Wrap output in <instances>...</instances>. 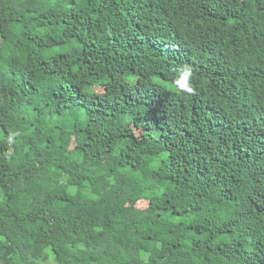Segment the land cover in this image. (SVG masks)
Segmentation results:
<instances>
[{
  "label": "trees",
  "instance_id": "obj_1",
  "mask_svg": "<svg viewBox=\"0 0 264 264\" xmlns=\"http://www.w3.org/2000/svg\"><path fill=\"white\" fill-rule=\"evenodd\" d=\"M0 264H264V0H0Z\"/></svg>",
  "mask_w": 264,
  "mask_h": 264
}]
</instances>
